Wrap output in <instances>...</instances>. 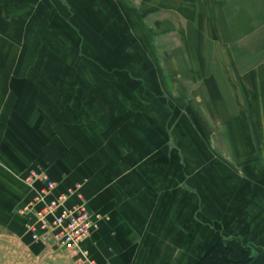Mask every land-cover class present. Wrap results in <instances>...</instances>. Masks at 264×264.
Segmentation results:
<instances>
[{
    "label": "crops",
    "instance_id": "obj_1",
    "mask_svg": "<svg viewBox=\"0 0 264 264\" xmlns=\"http://www.w3.org/2000/svg\"><path fill=\"white\" fill-rule=\"evenodd\" d=\"M261 21L264 0H0V264H75L27 230L32 169L100 214L97 264L220 242L264 264V61L237 67Z\"/></svg>",
    "mask_w": 264,
    "mask_h": 264
},
{
    "label": "built area",
    "instance_id": "obj_2",
    "mask_svg": "<svg viewBox=\"0 0 264 264\" xmlns=\"http://www.w3.org/2000/svg\"><path fill=\"white\" fill-rule=\"evenodd\" d=\"M38 181L42 182V188L20 209L21 214L30 215L27 230L32 239L57 254H66L75 264H97L90 248L100 214L91 212L82 204L67 207L72 191L56 196L57 184L49 174L43 170H30L25 178L27 185L34 189Z\"/></svg>",
    "mask_w": 264,
    "mask_h": 264
},
{
    "label": "rangeland",
    "instance_id": "obj_3",
    "mask_svg": "<svg viewBox=\"0 0 264 264\" xmlns=\"http://www.w3.org/2000/svg\"><path fill=\"white\" fill-rule=\"evenodd\" d=\"M260 23H261V25L264 26V22L261 21ZM261 33L264 34V30H261ZM252 41L254 42L253 47L250 46L251 44L245 46V48L247 50H250V52H245V50H244V52L237 53L239 59H244V61H247L250 63L254 62V64H238L237 67L242 72H246L250 69H255L256 67L259 66L258 64H256V62L264 61V35H261L260 37L249 38L248 42L251 43ZM252 48L254 50H257V48H258L259 51L251 52ZM1 232L3 233V231L0 230V235H1ZM1 240H0V255H1V247H2L1 243H4V241L3 240L1 241Z\"/></svg>",
    "mask_w": 264,
    "mask_h": 264
},
{
    "label": "trees",
    "instance_id": "obj_4",
    "mask_svg": "<svg viewBox=\"0 0 264 264\" xmlns=\"http://www.w3.org/2000/svg\"><path fill=\"white\" fill-rule=\"evenodd\" d=\"M231 250L232 247L230 243L220 242L203 257L199 264H246L248 262L249 258L247 256H244L243 261L240 263L229 260L228 256Z\"/></svg>",
    "mask_w": 264,
    "mask_h": 264
}]
</instances>
